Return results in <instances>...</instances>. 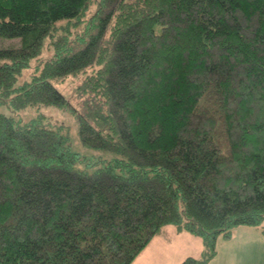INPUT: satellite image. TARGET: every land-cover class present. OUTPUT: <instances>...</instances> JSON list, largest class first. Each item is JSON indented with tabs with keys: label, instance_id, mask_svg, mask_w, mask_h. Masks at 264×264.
<instances>
[{
	"label": "trees",
	"instance_id": "16d2710c",
	"mask_svg": "<svg viewBox=\"0 0 264 264\" xmlns=\"http://www.w3.org/2000/svg\"><path fill=\"white\" fill-rule=\"evenodd\" d=\"M0 35L22 40L0 47L9 105L66 106L52 80L84 71L80 142L113 154L0 113V264H130L168 224L207 264L264 222V0H0Z\"/></svg>",
	"mask_w": 264,
	"mask_h": 264
},
{
	"label": "rangeland",
	"instance_id": "374dc122",
	"mask_svg": "<svg viewBox=\"0 0 264 264\" xmlns=\"http://www.w3.org/2000/svg\"><path fill=\"white\" fill-rule=\"evenodd\" d=\"M65 23L61 21L57 24ZM21 42L22 40L19 36L6 37L0 35V47L18 46ZM51 54L52 49L48 44V38H46L41 53L33 57L30 65L18 76V83L29 79L36 66H40L42 61L50 57ZM84 75L85 72L83 71L52 80L67 98L68 104L66 106L36 104L16 110L9 105L8 97L5 98L0 95V113L12 115L20 124L37 117V114H41L43 116L41 120L42 125L56 128L68 135L71 150L79 153L82 162L89 163L93 161L91 166L102 164L111 158L113 154L82 144L78 136V120L75 112L82 111L86 95L81 93L77 87L84 78ZM171 226L173 225H169L168 227ZM162 235L166 236L167 234L163 233ZM196 238H198L199 247L202 249L201 238L198 236ZM166 239L169 240L171 238L167 235ZM218 240H224L225 242L219 244ZM218 240L216 253L207 264H264V222L260 225H238L233 229L231 237L228 239L221 237ZM175 246H178V244H175ZM188 250L195 251V245ZM200 254L197 256H200Z\"/></svg>",
	"mask_w": 264,
	"mask_h": 264
},
{
	"label": "crops",
	"instance_id": "0c3cea01",
	"mask_svg": "<svg viewBox=\"0 0 264 264\" xmlns=\"http://www.w3.org/2000/svg\"><path fill=\"white\" fill-rule=\"evenodd\" d=\"M169 225H165L155 234L130 264H180L184 257L188 255L197 257L201 253L197 236L187 231H178L174 226L168 227ZM163 233L171 239H166L167 235L164 236ZM218 242L221 244L225 241L218 240ZM194 245L195 251L188 250Z\"/></svg>",
	"mask_w": 264,
	"mask_h": 264
}]
</instances>
